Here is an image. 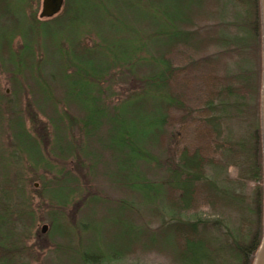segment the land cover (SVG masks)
Wrapping results in <instances>:
<instances>
[{
  "label": "trees",
  "instance_id": "trees-1",
  "mask_svg": "<svg viewBox=\"0 0 264 264\" xmlns=\"http://www.w3.org/2000/svg\"><path fill=\"white\" fill-rule=\"evenodd\" d=\"M30 1L0 0V51L9 53L14 78L34 80V101L56 130L78 122L84 137L92 139L101 136L99 126L116 124L125 141L118 150L131 157L122 178L108 181L127 198L144 202L136 211L125 197L117 199L125 204L124 238H108L107 253L94 247L82 262L120 264L141 247L168 254L176 264H254L264 231L260 0H129L140 8L122 13L109 11L108 0H82L84 5L66 0L60 13L45 19L27 17ZM151 4L155 10H148ZM87 28L97 29L99 42L84 38ZM19 35L22 48L12 51ZM38 45L44 51L40 60ZM115 69L130 86L118 102L105 98ZM48 80L71 103L65 110ZM9 108L15 112L9 117L14 141L18 147L25 143L19 150L33 160V168H47L41 142L26 126L19 104ZM56 138L61 140L58 132ZM61 152L62 158L70 156V143ZM91 169L90 164L93 175ZM20 175L0 183V264H26L23 250L29 246L22 242L35 225L27 199L12 206L15 195L25 198ZM53 176L43 188L55 205L50 235L70 244L74 233L84 232L98 198L89 196L78 231L64 214L73 190H79L73 186L78 179L69 169ZM68 176L70 198L57 203L52 193ZM144 212L158 220L155 231L139 225Z\"/></svg>",
  "mask_w": 264,
  "mask_h": 264
},
{
  "label": "rangeland",
  "instance_id": "rangeland-1",
  "mask_svg": "<svg viewBox=\"0 0 264 264\" xmlns=\"http://www.w3.org/2000/svg\"><path fill=\"white\" fill-rule=\"evenodd\" d=\"M84 5L83 1L80 0ZM109 8L111 12H129L130 10H138L139 4L128 5L129 0H119L117 4L114 2L117 0H108ZM86 2V1H85ZM91 9V4L88 5ZM42 9V0H32L26 6V14L30 19L40 17ZM156 5H149L148 10H155ZM4 23V22H3ZM84 38L94 44L100 41L97 29H86ZM23 41L19 35L12 43V51L18 52L22 48ZM1 47H4L3 45ZM1 49V48H0ZM37 57L40 60L43 56V48L39 45L36 48ZM43 52V53H42ZM8 54L5 55V50L0 51V103L2 112L0 110V152L3 157L0 160V183L6 178L16 177L15 174H21L23 180L25 198L16 199L17 195L14 196L15 205L12 206H23L27 199V204L35 209V225L32 227L30 238L22 244H27L29 247L24 249L23 261L26 264H84L82 262L84 256L93 255L94 247L104 250L107 253L109 245H105V242L109 238L110 240H117L118 237H123V232L128 230L126 226L125 214L122 208L125 210V204L118 201L117 199H123L129 204V207L133 210L142 211L144 208V202L141 201L137 196H130L127 198L126 193L121 189H118L108 181L122 178L123 169L125 170L128 166L129 158L131 154L121 155L118 148L125 146V141L118 133V127L116 124L110 123L107 128L105 125L99 126L98 133L101 134L99 138H85L83 133V124L78 123L69 127V124L61 125L58 130L53 127L49 122V116H47L38 109L35 100V95L38 93L35 88L34 80L25 76L14 78L12 65L7 60L10 58ZM47 60H50L48 58ZM57 69V68H56ZM112 71V73H115ZM20 78V79H19ZM122 74L120 69L118 73L114 74L111 83V87L108 91V96L105 98L111 101L118 102L122 99V95L126 93V88L130 86L125 80H122ZM70 81V80H68ZM51 89L56 93L57 100L61 111L66 109L71 103L62 100L61 91L57 89L56 85L52 86L51 81L48 80ZM62 79H58L60 84ZM18 84V85H17ZM16 86V87H15ZM106 92V91H105ZM68 97L69 94H67ZM59 98V99H58ZM18 103V110L22 111L26 117V126L29 130L38 136L41 142L42 158L46 161V167L33 168V160H30L28 155L19 150V147H25L23 141H19V147L16 145L12 128L10 126L9 117L15 113L12 112L9 106ZM33 109V113L31 110ZM38 114L36 120H33V116ZM15 115V114H14ZM67 118L70 117L66 114ZM49 118V119H48ZM35 119V118H34ZM12 123V121H11ZM21 129V126H19ZM96 129V127L89 130ZM57 132L61 136V140L57 139ZM111 132V133H109ZM24 138V134H22ZM70 138V141L68 140ZM61 141V142H60ZM68 143L73 150L70 156L62 158L63 152L67 151ZM94 145V146H93ZM112 150H108L107 147ZM82 157L87 158L88 165H92L90 170L91 175L87 166L83 164L84 160ZM86 162V163H87ZM65 167V168H64ZM60 169H69L72 174L77 177L78 180L73 181V186L79 190H73V200L68 204L67 208L64 209L65 217H68L71 226H75L76 230L79 223L78 218L83 213L84 206L89 196L96 195L97 199L94 204L93 215L88 216V221H85L86 228L81 235L74 233L73 239L70 240V244L67 243V239H62L59 236H52L50 232L52 230L51 223V210L55 207L52 206L51 200L46 193L44 185L47 184L54 176V173L59 172ZM133 175H130L132 178ZM62 185L57 187L56 192L52 193V199L57 203L63 201L67 202L70 198L69 189V176L63 179ZM14 182H12L13 184ZM3 195V191L0 190V197ZM110 198V199H109ZM18 204V205H17ZM128 206V205H127ZM29 208V207H28ZM119 208V209H118ZM87 215V214H86ZM145 219L139 221V225L147 226L151 231H155L159 225L157 219L152 217V214L145 213ZM85 217V214H84ZM166 220H170L169 216H166ZM44 224L48 225L47 231L42 232ZM82 231V230H81ZM107 237V238H106ZM106 238V239H105ZM108 239V241H109ZM56 243V244H55ZM2 244V243H0ZM63 244L59 251L56 250V246ZM69 245V246H67ZM91 248V250H88ZM120 264H176V260H173L168 254L163 255L158 252L155 248L142 249L141 247L133 250L131 254L127 253Z\"/></svg>",
  "mask_w": 264,
  "mask_h": 264
},
{
  "label": "water",
  "instance_id": "water-1",
  "mask_svg": "<svg viewBox=\"0 0 264 264\" xmlns=\"http://www.w3.org/2000/svg\"><path fill=\"white\" fill-rule=\"evenodd\" d=\"M65 4V0H42L41 18H50L58 14ZM261 6V23H262V51H263V69H262V91H261V127L263 138V154H264V0H260ZM264 226V223H263ZM47 224L42 227V232H46ZM254 264H264V231L261 245L256 253Z\"/></svg>",
  "mask_w": 264,
  "mask_h": 264
}]
</instances>
